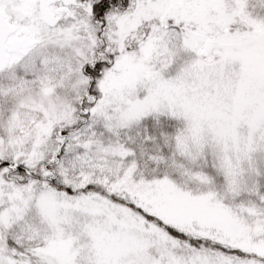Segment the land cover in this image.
Wrapping results in <instances>:
<instances>
[{
    "label": "snow or ice",
    "instance_id": "1",
    "mask_svg": "<svg viewBox=\"0 0 264 264\" xmlns=\"http://www.w3.org/2000/svg\"><path fill=\"white\" fill-rule=\"evenodd\" d=\"M0 264H264V0H0Z\"/></svg>",
    "mask_w": 264,
    "mask_h": 264
}]
</instances>
